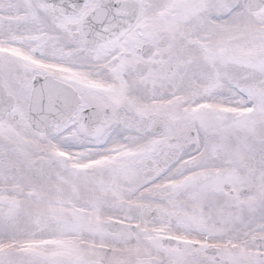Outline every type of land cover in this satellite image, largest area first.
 Masks as SVG:
<instances>
[{
  "label": "snow or ice",
  "instance_id": "snow-or-ice-1",
  "mask_svg": "<svg viewBox=\"0 0 264 264\" xmlns=\"http://www.w3.org/2000/svg\"><path fill=\"white\" fill-rule=\"evenodd\" d=\"M0 264H264V0H0Z\"/></svg>",
  "mask_w": 264,
  "mask_h": 264
}]
</instances>
